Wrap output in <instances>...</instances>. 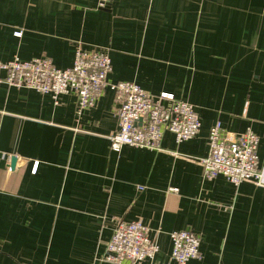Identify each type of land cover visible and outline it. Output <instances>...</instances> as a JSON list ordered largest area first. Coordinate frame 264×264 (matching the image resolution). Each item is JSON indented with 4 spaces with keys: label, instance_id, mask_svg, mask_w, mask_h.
I'll return each mask as SVG.
<instances>
[{
    "label": "crops",
    "instance_id": "1",
    "mask_svg": "<svg viewBox=\"0 0 264 264\" xmlns=\"http://www.w3.org/2000/svg\"><path fill=\"white\" fill-rule=\"evenodd\" d=\"M79 45L109 50L112 83L193 105L201 131L116 153L111 89L79 116L75 95L0 86V264H109L119 219L150 229L154 264H177V231L201 237L188 264H264V186L206 179L189 160L208 157L220 123L259 137L264 169V0H0V62L67 70Z\"/></svg>",
    "mask_w": 264,
    "mask_h": 264
},
{
    "label": "built area",
    "instance_id": "2",
    "mask_svg": "<svg viewBox=\"0 0 264 264\" xmlns=\"http://www.w3.org/2000/svg\"><path fill=\"white\" fill-rule=\"evenodd\" d=\"M112 60L108 49L77 46L72 68L61 70L51 59L22 61L15 58L0 62V86L26 88L51 96L59 103L63 95L78 99V115L93 108L111 89L115 94V113L118 129L109 139L111 149L120 153L124 147H136L162 152L161 143L166 132L177 143L198 137L202 123L195 107L179 101L168 93L153 96L134 83H112ZM209 155L191 160L202 167L204 177L212 180L224 176L235 186L252 183L264 186V169L260 167L258 148L260 139L251 130L241 135L226 132L218 123L209 132ZM177 192V190H173ZM172 259L188 264L201 257V237L190 231L172 233ZM160 246L150 237V229L141 221L115 223L112 239L99 257L100 263L154 264Z\"/></svg>",
    "mask_w": 264,
    "mask_h": 264
}]
</instances>
